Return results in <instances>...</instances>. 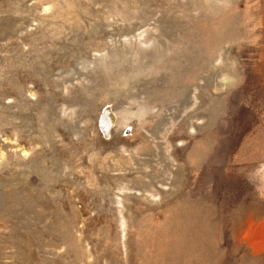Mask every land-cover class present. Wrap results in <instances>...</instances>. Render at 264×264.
<instances>
[{"label": "rangeland", "instance_id": "rangeland-1", "mask_svg": "<svg viewBox=\"0 0 264 264\" xmlns=\"http://www.w3.org/2000/svg\"><path fill=\"white\" fill-rule=\"evenodd\" d=\"M263 215L264 0H0V264H253Z\"/></svg>", "mask_w": 264, "mask_h": 264}, {"label": "crops", "instance_id": "crops-1", "mask_svg": "<svg viewBox=\"0 0 264 264\" xmlns=\"http://www.w3.org/2000/svg\"><path fill=\"white\" fill-rule=\"evenodd\" d=\"M245 221L247 223L240 235L241 244L244 243L253 264H264V215L261 218L248 216Z\"/></svg>", "mask_w": 264, "mask_h": 264}, {"label": "water", "instance_id": "water-1", "mask_svg": "<svg viewBox=\"0 0 264 264\" xmlns=\"http://www.w3.org/2000/svg\"><path fill=\"white\" fill-rule=\"evenodd\" d=\"M114 121H115V116L111 112L110 108L105 109L101 119V129L106 136L109 135V132L112 129L111 126Z\"/></svg>", "mask_w": 264, "mask_h": 264}, {"label": "bare ground", "instance_id": "bare-ground-1", "mask_svg": "<svg viewBox=\"0 0 264 264\" xmlns=\"http://www.w3.org/2000/svg\"><path fill=\"white\" fill-rule=\"evenodd\" d=\"M114 123H115V121L113 122V124H112L111 128L113 127Z\"/></svg>", "mask_w": 264, "mask_h": 264}]
</instances>
